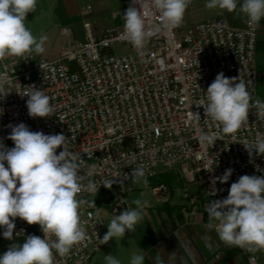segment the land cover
<instances>
[{"label": "built area", "instance_id": "built-area-1", "mask_svg": "<svg viewBox=\"0 0 264 264\" xmlns=\"http://www.w3.org/2000/svg\"><path fill=\"white\" fill-rule=\"evenodd\" d=\"M200 1L206 0H191V4ZM158 16L154 13L147 18L146 25L157 24ZM88 26L85 23L83 40L68 42L54 59L33 53L27 61L6 57L1 63L0 74H6L11 83L6 86L9 93L0 98V143L6 148L14 144L7 139L10 124L24 123L31 131L46 135L63 134L71 150L81 155L82 167H95L91 179L98 188L106 180L117 181L111 188L129 182L132 169L139 166H145L147 177L179 167L213 201L226 198L231 184L242 175L264 176V156L253 153L250 158L243 144L234 143L264 135V120L257 118L255 110H250L248 125L235 134V141L225 136L208 145L200 143L199 137L217 132V123L195 104L221 72L243 79L253 101L259 99L254 68L257 25H249L245 17L243 26L233 27L218 16L182 23L173 30L161 27L146 42L143 56L126 39L124 23L105 27L99 36H92ZM116 44L121 45L120 53L115 52ZM29 87L53 98L54 115H28V97L21 95ZM227 169L233 171L226 183L215 179ZM108 189L101 185L98 191ZM165 190L163 183L150 187L154 196ZM92 195L83 192L78 198L86 200ZM124 208L125 200L118 197L111 213L118 215ZM80 211L88 238L66 257L54 253L55 264H87L101 246L104 216L88 205ZM14 223V239L27 237L31 226L36 236L44 238L39 225H28L18 217ZM3 231L0 228V240L5 239ZM242 252L248 264H264L256 252Z\"/></svg>", "mask_w": 264, "mask_h": 264}, {"label": "clouds", "instance_id": "clouds-1", "mask_svg": "<svg viewBox=\"0 0 264 264\" xmlns=\"http://www.w3.org/2000/svg\"><path fill=\"white\" fill-rule=\"evenodd\" d=\"M190 4L191 0H132L123 13L126 39L143 56L146 42L157 35L161 27L173 30L182 25ZM238 6L249 25L258 26L264 18V0H206L205 3L209 10L230 13ZM36 7L37 0H0V60L17 57L27 61L33 53L40 55L46 51L48 37H35L25 23L27 15L34 13ZM154 13L159 14L158 23L146 25V19ZM10 83L6 74H0V98L9 93L6 86ZM29 88V92L21 95L28 97V115L32 118L54 115L53 98L39 88ZM195 104L204 109L205 117L217 123V132L202 133L199 137L200 143L208 145H214L225 136L235 141V134L248 125L250 110L254 109L257 118L264 120V102L253 101L247 82L240 77L228 78L223 72L217 74L203 98ZM192 115L199 117L198 113ZM8 127L11 132L7 139L14 147L6 148L0 143V228L4 229L5 239L13 240L14 220L18 217L28 225H39L44 238L28 235L22 245L11 244L0 255V264H55L54 253L66 257L75 245L88 238L80 210L84 205L97 208L93 199L78 198L80 194H96L101 185L110 189L117 181L106 180L98 188L91 179L95 167H82L81 155L71 150L69 139L63 134L33 132L24 123ZM234 143L243 144L250 158L253 153L264 156V135ZM58 149L61 150L57 152ZM232 171L227 169L215 179L226 183ZM131 180L147 184L145 166L132 169ZM132 204L135 207L130 206L111 219L107 233L100 239L101 244L135 231L150 202L135 199ZM205 210L209 219L206 227L214 228L226 246H235L247 253L264 251V176H240L231 184L226 198L210 201ZM105 260L107 264H121L112 254L106 255ZM144 260L143 252L134 253L130 264H144ZM156 264H164L159 256Z\"/></svg>", "mask_w": 264, "mask_h": 264}, {"label": "crops", "instance_id": "crops-1", "mask_svg": "<svg viewBox=\"0 0 264 264\" xmlns=\"http://www.w3.org/2000/svg\"><path fill=\"white\" fill-rule=\"evenodd\" d=\"M205 3L190 4L183 23L221 16L230 26H243L245 16L239 13V6L230 13L209 10ZM129 5V0H37L36 11L27 15L25 23L35 37H48L46 51L40 55L54 59L68 42L81 41L86 37L85 23H89L88 32L92 36L101 35L105 27H120L124 23L123 13ZM63 29H66L65 33ZM254 57L256 95L264 100V19L257 26ZM5 58L0 60V67ZM147 181L144 184L130 180L110 189L114 197L108 203L94 202L99 211L93 209L105 219L104 235L111 219L117 216L111 213V209L118 197L125 200L124 210L135 207L132 204L135 199L148 200L150 207L135 231L101 244L87 264H107L105 257L108 254L120 260L121 264H130L131 256L140 252L145 254L144 264H156L157 256L164 264H248L241 249L226 246L214 228L206 227L209 219L205 209L210 200L202 185L187 180L179 167L159 170L154 176L147 177ZM157 183H163L166 190L154 196L150 187ZM143 187L147 190L145 196L137 197V191ZM256 253L264 259V251Z\"/></svg>", "mask_w": 264, "mask_h": 264}, {"label": "rangeland", "instance_id": "rangeland-1", "mask_svg": "<svg viewBox=\"0 0 264 264\" xmlns=\"http://www.w3.org/2000/svg\"><path fill=\"white\" fill-rule=\"evenodd\" d=\"M114 49H115L116 53H120L121 52V45L120 44H116L114 46ZM12 147H14V144L11 145V148ZM146 191L147 190L143 187L139 191H137L136 196L140 197V198H143L145 196V192ZM107 194H109V196L106 197L105 195H107ZM113 197L114 196L111 194V190L108 189V190H100V191H98L96 194H94L92 196H87L86 200L91 201L93 199L95 203L96 202H100V203L106 204L109 201H111L113 199ZM115 201H113V202H115Z\"/></svg>", "mask_w": 264, "mask_h": 264}, {"label": "water", "instance_id": "water-1", "mask_svg": "<svg viewBox=\"0 0 264 264\" xmlns=\"http://www.w3.org/2000/svg\"><path fill=\"white\" fill-rule=\"evenodd\" d=\"M36 234H37L36 229L33 226H31L28 230V235H36ZM26 238L27 237H19V238H15L11 241L6 240V239H1L0 240V253L6 252L9 248V246L13 243L22 245L23 243L26 242Z\"/></svg>", "mask_w": 264, "mask_h": 264}]
</instances>
